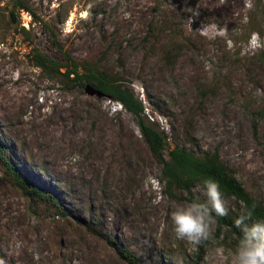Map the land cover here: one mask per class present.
Wrapping results in <instances>:
<instances>
[{"label":"rangeland","instance_id":"374dc122","mask_svg":"<svg viewBox=\"0 0 264 264\" xmlns=\"http://www.w3.org/2000/svg\"><path fill=\"white\" fill-rule=\"evenodd\" d=\"M24 2L35 16L21 10L15 24L13 0H0V143L59 208L26 195L0 161V264H141L140 253L151 264H231L239 239L217 222L200 245L177 239L170 215L188 194L166 193L138 120L47 76L33 49L118 74L166 132L167 160L174 148L217 153L264 204V65L254 58L264 48L248 47L253 33L264 41V0ZM206 24L218 30L204 36ZM194 193L205 199L201 186Z\"/></svg>","mask_w":264,"mask_h":264},{"label":"trees","instance_id":"16d2710c","mask_svg":"<svg viewBox=\"0 0 264 264\" xmlns=\"http://www.w3.org/2000/svg\"><path fill=\"white\" fill-rule=\"evenodd\" d=\"M13 9L10 14L12 21L20 23L18 13L21 10L31 12L24 0H13ZM35 16V15H34ZM25 30V29H23ZM59 49H62L56 43ZM34 60L50 78L59 79L67 88L85 87L92 85L102 91L113 101L122 105L137 120L154 158L162 165L163 181L165 182L166 193L176 197V192L184 191L188 194V200L192 202L196 195L194 189L197 186L203 188V181L206 178H213L219 182L223 196L235 198L242 204L241 213L228 209L225 217H216L218 226L227 227L238 239L241 236L240 230L235 226V220L247 212L252 213V220L246 223L251 226L255 220L264 219V204L247 191L235 176L234 170L226 166L218 157L217 153L197 154L191 150L174 148L169 151V159L165 158V151L168 148V136L165 131H160L153 123L145 120L144 103L126 86L118 74L102 67L100 62L77 61L69 54H66L65 62L54 60L41 52L33 49ZM259 62L264 65V55H256ZM64 70V71H63ZM4 146L0 143V161L8 166V171L15 178L24 193L34 200L43 201L52 206L58 207L52 196L43 188L37 187L31 181L21 175L19 169L4 155ZM201 201H203L201 199ZM51 206V207H52ZM61 215H66L61 209H57ZM126 258L137 263V258L131 253H124Z\"/></svg>","mask_w":264,"mask_h":264},{"label":"clouds","instance_id":"9594fccd","mask_svg":"<svg viewBox=\"0 0 264 264\" xmlns=\"http://www.w3.org/2000/svg\"><path fill=\"white\" fill-rule=\"evenodd\" d=\"M251 5H249L250 7ZM218 26L206 24L200 33L209 36L216 32ZM227 29H220L223 34ZM252 51L264 48V41L258 33H253L249 42ZM210 67L206 64V68ZM261 90H257L260 93ZM203 196L201 201L198 194L188 204H177L171 212L173 230L177 239L184 240L192 245H200L207 241L213 232L216 217L228 215V208L218 181L206 178L203 181ZM156 200L154 203H160ZM252 220V213L247 212L235 220V226L240 230L241 236L231 256V264H264V219L255 220L251 226L246 222ZM141 264H151L145 253H140Z\"/></svg>","mask_w":264,"mask_h":264},{"label":"water","instance_id":"95a60500","mask_svg":"<svg viewBox=\"0 0 264 264\" xmlns=\"http://www.w3.org/2000/svg\"><path fill=\"white\" fill-rule=\"evenodd\" d=\"M85 90L88 93V95L90 96H97V97H107L106 94H104L102 91L96 89L95 87H93L92 85H86L85 86Z\"/></svg>","mask_w":264,"mask_h":264}]
</instances>
